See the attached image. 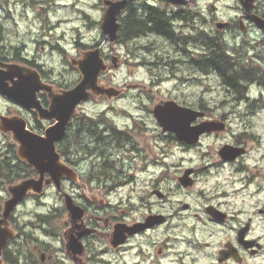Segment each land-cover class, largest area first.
I'll return each instance as SVG.
<instances>
[{
	"label": "clouds",
	"instance_id": "1",
	"mask_svg": "<svg viewBox=\"0 0 264 264\" xmlns=\"http://www.w3.org/2000/svg\"><path fill=\"white\" fill-rule=\"evenodd\" d=\"M0 264H264V0H0Z\"/></svg>",
	"mask_w": 264,
	"mask_h": 264
},
{
	"label": "water",
	"instance_id": "2",
	"mask_svg": "<svg viewBox=\"0 0 264 264\" xmlns=\"http://www.w3.org/2000/svg\"><path fill=\"white\" fill-rule=\"evenodd\" d=\"M47 87L48 85H44ZM17 99L22 103L26 104L29 102V97L27 95L26 89H22L17 93ZM70 101H64L61 103H58L57 105V111L58 112H65L68 110ZM166 103H173V101H168ZM177 107H179L177 105ZM43 110V109H42ZM75 110V109H73ZM181 112H176V113H165L164 114V119L174 127L175 130L180 132L181 134H184V128H183V121L187 118L184 115V111H188L187 109L181 108ZM196 115H200L199 113H196ZM207 123V122H204ZM26 131V129H25ZM36 135L35 133L29 132L28 136H34ZM38 139H42V137H38ZM26 143V156L29 161L33 164H42L46 160H48L47 157V147L44 144L36 143L32 141L31 139L25 140ZM49 164H51V161H48Z\"/></svg>",
	"mask_w": 264,
	"mask_h": 264
},
{
	"label": "flooded vegetation",
	"instance_id": "3",
	"mask_svg": "<svg viewBox=\"0 0 264 264\" xmlns=\"http://www.w3.org/2000/svg\"><path fill=\"white\" fill-rule=\"evenodd\" d=\"M155 19L158 22L161 21L159 18H155ZM164 24H165V27L164 28H161L160 27V24H158L156 26V22H155L154 27H153V31H155L157 33H162V34H165V35H169L168 30H167V24H166L165 21H164ZM130 25L131 26H137V27L140 28L142 24H139L135 19H130L129 26ZM143 27L144 26H142V30H143ZM135 35H131V36H135ZM218 62L222 63V61H220L219 58H218ZM42 83H43V81H42ZM168 101H172V100H169V99L165 98L162 102L163 103H166ZM76 107H79V106L77 105ZM184 109H186V108H184ZM13 110L16 112L17 119H22L23 118V113L20 111V108L19 107L13 106L12 108L9 109L10 112L13 111ZM187 110H189V109H187ZM26 131H27V129H26ZM32 133H35V132L33 131ZM3 162L2 163L4 164V166H6L5 168H7L9 166V158L7 156H5ZM28 166L29 165H28V163L26 161H19V163L17 164V167H25V168H27ZM189 171H191V170H189ZM246 242H248V241H246ZM248 243H251V242H248Z\"/></svg>",
	"mask_w": 264,
	"mask_h": 264
},
{
	"label": "trees",
	"instance_id": "4",
	"mask_svg": "<svg viewBox=\"0 0 264 264\" xmlns=\"http://www.w3.org/2000/svg\"><path fill=\"white\" fill-rule=\"evenodd\" d=\"M158 24H160V27L161 28H164L165 27V24H164V21L163 20H161V21H156V26L158 25ZM142 26L143 25H141V27L139 28V27H137V26H129V33H128V35L129 36H131V35H135V34H137V32H139V31H141L142 30ZM4 163V162H3ZM6 165V164H5ZM6 167V166H5Z\"/></svg>",
	"mask_w": 264,
	"mask_h": 264
}]
</instances>
